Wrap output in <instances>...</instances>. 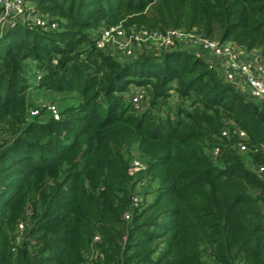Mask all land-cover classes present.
Segmentation results:
<instances>
[{
    "label": "trees",
    "instance_id": "1",
    "mask_svg": "<svg viewBox=\"0 0 264 264\" xmlns=\"http://www.w3.org/2000/svg\"><path fill=\"white\" fill-rule=\"evenodd\" d=\"M32 2L0 34V264H264V98L189 48L95 41L181 29L264 61V0ZM42 87L81 99L44 117Z\"/></svg>",
    "mask_w": 264,
    "mask_h": 264
},
{
    "label": "built area",
    "instance_id": "2",
    "mask_svg": "<svg viewBox=\"0 0 264 264\" xmlns=\"http://www.w3.org/2000/svg\"><path fill=\"white\" fill-rule=\"evenodd\" d=\"M0 7L2 9L1 19L11 24L10 18L5 16L18 15L22 17L20 22H24V17L27 14L28 3L27 0H0ZM26 20H31L34 25L42 26L46 29H54L57 27L56 23L41 16L34 15L27 17ZM13 23L11 26H15ZM96 46L101 49H117L125 56H132L135 53L136 46L157 44L158 47H174L189 48L191 51L201 54L209 63V67L215 69L224 76L229 82H242L244 91L251 97L257 99L264 98V61L257 50H247L244 47L237 46L232 42H220L218 40L208 39L198 35L195 32H186L181 29L169 30L166 32L159 30L148 29H126L122 23L101 28L96 33ZM109 51V50H108ZM241 85V84H240ZM136 93L131 96L133 102L138 105L143 99L144 90L138 88ZM47 110L52 117L59 120L61 112L54 104H49ZM41 110L39 108L31 109L30 115H39ZM243 137L245 134L240 133ZM244 151L246 147L240 146ZM219 149L215 150L218 153ZM141 166L139 160H135L132 164V171ZM264 171V167H261ZM138 197L134 198V204L137 205ZM264 209V205H263ZM125 218L129 219L130 215L125 214ZM18 227L24 228L21 223ZM19 239V238H18Z\"/></svg>",
    "mask_w": 264,
    "mask_h": 264
},
{
    "label": "rangeland",
    "instance_id": "3",
    "mask_svg": "<svg viewBox=\"0 0 264 264\" xmlns=\"http://www.w3.org/2000/svg\"><path fill=\"white\" fill-rule=\"evenodd\" d=\"M28 5L33 4L32 0H27ZM5 18H10V20H12V23H6L5 19L3 21L0 22V26L2 29V31H0V34H2L7 28L11 27V25L13 23H17L20 22L22 20V17L20 16H16V15H12L11 16H5ZM13 27V26H12ZM148 48L150 50L152 49H156L158 46L157 44H151V45H147ZM141 46H136L135 49H140ZM110 51L112 53H114L116 56L121 57L123 56L117 49L113 50V48L111 49H107V51ZM33 69V72L34 73ZM221 73V72H220ZM235 85H237L239 88H241L243 91V83H237L234 82ZM241 84V85H240ZM243 84V85H242ZM133 88H136L135 86H132ZM138 89V88H137ZM136 89V91H134L133 93H136L138 90ZM28 93H29V97L30 100L35 104V106L41 107V108H45L46 111L43 114L44 117H48V116H52L50 114V112L47 110V107L49 104H54L57 106V108L60 110V112L65 111L68 107L72 106V105H77L78 101L81 99V96L79 93H77L76 91H55V90H51V89H47V88H38V89H28ZM132 93V94H133ZM143 197H141L142 199ZM152 198V195L148 196V199L150 200ZM24 228L18 227L16 229V234L18 235V238H20L21 236H23V232Z\"/></svg>",
    "mask_w": 264,
    "mask_h": 264
},
{
    "label": "crops",
    "instance_id": "4",
    "mask_svg": "<svg viewBox=\"0 0 264 264\" xmlns=\"http://www.w3.org/2000/svg\"><path fill=\"white\" fill-rule=\"evenodd\" d=\"M194 51V50H193Z\"/></svg>",
    "mask_w": 264,
    "mask_h": 264
}]
</instances>
